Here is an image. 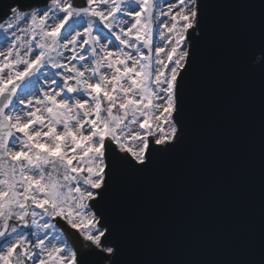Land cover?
<instances>
[{"label":"snow or ice","instance_id":"snow-or-ice-1","mask_svg":"<svg viewBox=\"0 0 264 264\" xmlns=\"http://www.w3.org/2000/svg\"><path fill=\"white\" fill-rule=\"evenodd\" d=\"M204 36L201 0H0V264H134L114 194L181 143ZM233 55L264 93V23Z\"/></svg>","mask_w":264,"mask_h":264},{"label":"water","instance_id":"water-1","mask_svg":"<svg viewBox=\"0 0 264 264\" xmlns=\"http://www.w3.org/2000/svg\"><path fill=\"white\" fill-rule=\"evenodd\" d=\"M201 2L205 36L185 79L181 143L148 171L126 174L114 194L125 262L264 258V93L233 55L259 39L264 0Z\"/></svg>","mask_w":264,"mask_h":264},{"label":"rangeland","instance_id":"rangeland-1","mask_svg":"<svg viewBox=\"0 0 264 264\" xmlns=\"http://www.w3.org/2000/svg\"><path fill=\"white\" fill-rule=\"evenodd\" d=\"M161 2L163 3V0H161ZM0 43H2V41H0Z\"/></svg>","mask_w":264,"mask_h":264}]
</instances>
